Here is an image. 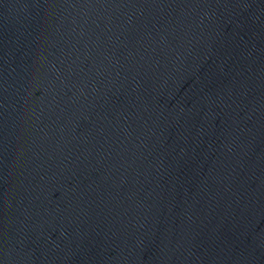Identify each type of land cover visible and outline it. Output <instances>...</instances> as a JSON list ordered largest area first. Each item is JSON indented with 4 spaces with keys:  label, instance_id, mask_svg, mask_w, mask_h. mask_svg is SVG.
Returning <instances> with one entry per match:
<instances>
[{
    "label": "water",
    "instance_id": "95a60500",
    "mask_svg": "<svg viewBox=\"0 0 264 264\" xmlns=\"http://www.w3.org/2000/svg\"><path fill=\"white\" fill-rule=\"evenodd\" d=\"M0 264H264V0H0Z\"/></svg>",
    "mask_w": 264,
    "mask_h": 264
}]
</instances>
